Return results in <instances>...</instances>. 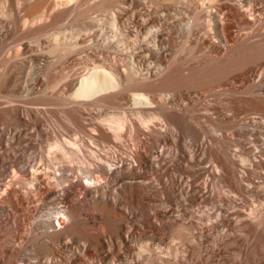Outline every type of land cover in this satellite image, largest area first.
Instances as JSON below:
<instances>
[{"label":"bare ground","instance_id":"obj_1","mask_svg":"<svg viewBox=\"0 0 264 264\" xmlns=\"http://www.w3.org/2000/svg\"><path fill=\"white\" fill-rule=\"evenodd\" d=\"M127 1L0 0V264L240 260L231 246L264 222V138L254 118L224 109L235 80L189 90L197 70L226 62L224 74L257 95L264 69L253 79L245 61L264 57V0H175L192 6L187 37L202 30L221 51L186 71L165 57L159 29L147 46L130 39L147 19ZM94 11L102 20L86 22ZM63 79L68 90L32 92ZM53 214L59 228L40 219Z\"/></svg>","mask_w":264,"mask_h":264},{"label":"rangeland","instance_id":"obj_2","mask_svg":"<svg viewBox=\"0 0 264 264\" xmlns=\"http://www.w3.org/2000/svg\"><path fill=\"white\" fill-rule=\"evenodd\" d=\"M139 2H141V3H139ZM175 2H177V1H175V0H144V1L143 0H139V1L138 0H129V1H127L129 7L133 11L134 10L135 11H139V10L142 11L145 15L144 18L147 19V26L145 28L141 29L136 34L133 31L130 35V39L133 41L136 40L140 45H146L147 46V44H150L152 42V38L149 35L150 34L149 30L154 31L156 29H159V33L161 35V36L160 35L159 36L161 38L163 37V42L166 46V50L164 51L165 57L167 59H169L170 57L176 58L179 61V64L181 65V67L183 69H185V71L188 70V68H190V67L197 66L200 63H203L206 60H209L208 59L209 57L212 59H215V57H216V60H221V58H218L219 56H221V51L217 50L216 47L211 45L209 39H206L203 37V34H205L204 31L196 29L191 33V36L187 37V34L184 32L182 27L184 26V23L188 20V18L191 15L192 6L190 4H187V3L186 4L185 3H179L178 4ZM87 16H88V18L86 19V22L91 23V21L94 18L98 19V20H102L103 13L101 12V14H100V11H94L91 13L89 12ZM152 17L159 18V25H156L151 21V20H153V19H151ZM66 21L67 20H64L63 23H65ZM70 23H71V21H69L68 24H70ZM130 24H133V27L136 26L135 23L133 22L132 18H130ZM55 28H56L55 26H54V28L53 27L49 28L51 31L50 30H48V31L52 32L53 30H55ZM233 31L235 32V30H233ZM239 33H243V32H239ZM220 46H222L221 48L224 49L223 43H221ZM145 48H148V47H145ZM149 51L150 50H147V49L144 50L143 55H145V56H143V57H145L146 59H148L149 61H151L153 63H157V62H154V60L157 61L156 56H154L153 52H152L153 54H151V51L150 52ZM252 51L247 54L248 58L245 61L247 63L249 62L248 64H246L247 66L245 65L246 66L245 69L250 71V75L253 74L251 72L252 70L256 69L257 71L261 72V70L264 69V59H263L264 57H260L261 55H259V57L256 58L255 54H251ZM154 57H155V59H154ZM247 60H249V61H247ZM250 60L252 62H250ZM216 62H219V61H216ZM65 66H68V65H65ZM204 67H205L204 73L197 70L193 75V77H194L193 81L199 82L200 86L193 87V88L189 89V90H194L192 95L200 96L202 90H230V87H229L231 85L230 82H231V80H235L233 82L234 83L236 82L237 84L235 83L236 86H234V88L231 89L232 94H228L225 97L224 109L227 113H229L231 115V117L233 116V117L238 118L239 123L244 121L243 118H245V117L246 118H249V117L254 118V120H256V122L253 123L254 124L253 128L255 129V132L258 136L257 137L258 141L260 139V142H257V143L261 144V140L264 138V86H261V88L258 89L256 92V94H257L256 96H260V98L259 97L256 98V96H254V97L249 96V95L247 96V95H245L246 93H244L245 85L244 84L242 85V83L239 82L240 78L237 76L238 72L233 73L238 77V79L236 76L232 77L233 76L232 73L231 74L227 73V75L224 74V70L226 69V62L225 63L219 62L216 64H210L209 63L208 65H206ZM67 71L69 72L70 70H67ZM259 72H257L256 74L254 73V75H251V76H253L251 78L257 80V76H259V74H258ZM254 76H256V77H254ZM262 76H263L262 78H261V76H259V78L263 79L264 75H262ZM231 78H233V79H231ZM229 79H230V82H229ZM39 81L41 84H42V82H44L42 80H39ZM39 81L38 82L36 81L37 82L36 83L37 89L35 88L34 90H32V92L34 91V92H36V94L43 92L45 94L47 93V95H48L49 93L54 94V93H57L59 91L66 90V88L68 90V87H65L66 86V80L65 79H63V82H65V84L63 82H61L59 85L55 86L54 88L44 87L43 86L44 84L41 85L39 83ZM263 81H264V79L261 82H263ZM38 84H39V86H37ZM63 84H64V86H63ZM262 84H264V83H262ZM40 86H42V87H40ZM179 90H184V88H180ZM2 91H0V94L4 95L6 93V90H2ZM0 98H2V96H0ZM3 98H5V96H3ZM1 101L2 100H0V102ZM4 101L5 100H3L1 103H5ZM27 107H29V106L27 105ZM197 107H198V105H197ZM0 123H2V122H0ZM225 127H229V124H225ZM243 128H245V126H241V130L239 131V135H240L241 139L243 141H245L247 138L248 132H247V130H245ZM44 132L45 131L43 130V127H42L41 130H39L36 133V137L43 135ZM263 158H264V156H263ZM263 158H262V160H263ZM262 167H264V166H262ZM261 168H260V170H257L258 173H260ZM261 173H262V175L261 176L259 175V176L263 177L264 176L263 175L264 174V168H263V171H261ZM244 199H246V197H244L243 199L240 200V203L242 201V203L244 204L243 205L241 203L240 206H243V208H246L245 206L248 207V205L250 204V200H249V198H247L246 201ZM256 203L257 202H255V204ZM258 204H259V202H258ZM57 208H59V205L57 206ZM57 218H58V215L53 214L48 219L46 217H42L40 219H42V220L46 219L48 221L50 220L49 222L51 225L54 224L55 227L59 228L60 225H58ZM52 221H53V224L51 223ZM5 231L6 230L1 229V232H5ZM250 233H252V234H250ZM249 235H248L247 241L244 244L243 243H237V244H234L235 246L232 245L234 247L231 246V248L241 247L242 253L244 251L247 252V253L244 252L245 255L242 254L244 257V258L241 257V259L243 258L242 260L241 259L240 260L233 259L230 255L229 251H227L226 253L224 252L223 255H221V252H218L217 255L212 256V258H213L212 262H210L211 257H210V260L206 261L205 256H203V258L201 259V257L194 255L192 257H194L195 259L191 258L192 264H202V262H203V264H206V263L207 264H209V263L210 264H212V263H214V264H222V263L223 264H264V222L261 226H258L256 228L249 230ZM162 239L160 241L157 240L155 243H157L159 245V247L165 248L166 247L165 244H168L169 240L167 239V237H164ZM247 242H248V244H246ZM207 243L210 245V241H207L206 244ZM246 246H247V248H246ZM224 255H225V257H224ZM216 258H217V261H216ZM219 259H221V261ZM214 260H215V262H214ZM222 260H224V261H222ZM29 261L34 262L35 259L30 258ZM200 261H202V262L199 263ZM225 262H227V263H225Z\"/></svg>","mask_w":264,"mask_h":264}]
</instances>
